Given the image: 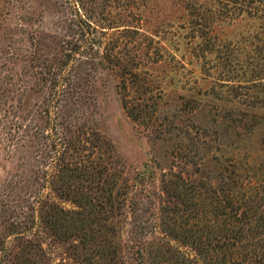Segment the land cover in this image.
Returning a JSON list of instances; mask_svg holds the SVG:
<instances>
[{"label": "rangeland", "instance_id": "1", "mask_svg": "<svg viewBox=\"0 0 264 264\" xmlns=\"http://www.w3.org/2000/svg\"><path fill=\"white\" fill-rule=\"evenodd\" d=\"M228 242L264 250V0H0V264Z\"/></svg>", "mask_w": 264, "mask_h": 264}, {"label": "trees", "instance_id": "2", "mask_svg": "<svg viewBox=\"0 0 264 264\" xmlns=\"http://www.w3.org/2000/svg\"><path fill=\"white\" fill-rule=\"evenodd\" d=\"M60 65H65L61 63ZM59 66L56 69H50L45 74L48 75L49 80H51L52 85L54 86L53 92L49 94L48 101L45 103V109L43 110L45 114V125L43 130H48L42 133V139H50L51 143L47 141H42L38 143V146L42 147V150L51 157L52 152L54 151L57 143H60L61 146L65 145L66 137L63 136L61 140L53 139L51 132L56 129V125H52V118H50V107L53 106L55 98L66 97L70 90L72 71L70 69L62 70ZM51 96V97H50ZM49 116H46L48 115ZM49 148V149H48ZM65 148V147H64ZM231 195L228 194L229 199ZM221 215L229 216V212L221 211ZM215 240H224L232 241L240 238H246L244 233L238 234V231L234 228L233 225H226L224 228H219L218 231L211 234ZM207 238V236H205ZM262 247H240L234 242H228V244H218L211 247H199L195 252V256L192 259H186L185 255L175 253V257L172 256L173 263L175 264L179 257L182 259L184 264H264V250H261Z\"/></svg>", "mask_w": 264, "mask_h": 264}]
</instances>
